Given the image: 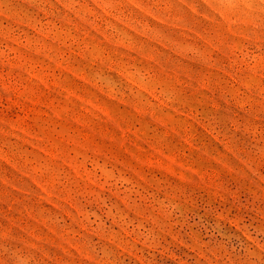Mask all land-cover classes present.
I'll return each instance as SVG.
<instances>
[{"label":"rangeland","instance_id":"1","mask_svg":"<svg viewBox=\"0 0 264 264\" xmlns=\"http://www.w3.org/2000/svg\"><path fill=\"white\" fill-rule=\"evenodd\" d=\"M0 264H264V0H0Z\"/></svg>","mask_w":264,"mask_h":264}]
</instances>
